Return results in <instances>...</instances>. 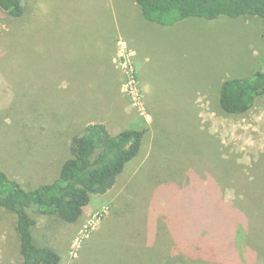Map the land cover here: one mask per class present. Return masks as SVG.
<instances>
[{
    "label": "rangeland",
    "instance_id": "374dc122",
    "mask_svg": "<svg viewBox=\"0 0 264 264\" xmlns=\"http://www.w3.org/2000/svg\"><path fill=\"white\" fill-rule=\"evenodd\" d=\"M29 14L8 22L0 10V169L36 187L57 178L69 139L87 124L104 123L113 133L147 130L123 175L107 193L90 196L77 222L30 211L35 242L54 249L59 264H161L178 254L182 264H264V221L248 219L237 231L233 214L227 216L237 206L223 207L236 193L230 173L253 183L246 184L253 192L264 188L251 169L264 160V94L243 114L219 105L222 81L264 70V21L249 15L191 17L172 26L138 20L137 53L118 38L113 66L99 75L105 63L87 43L97 38L75 42L80 32H70L54 36L51 46L43 30L45 49L37 53ZM152 166L158 177H151ZM199 166L210 169L202 182ZM167 177L178 182H159ZM163 222L172 229L167 237L158 234ZM14 226V215L0 207V264L20 261Z\"/></svg>",
    "mask_w": 264,
    "mask_h": 264
},
{
    "label": "trees",
    "instance_id": "16d2710c",
    "mask_svg": "<svg viewBox=\"0 0 264 264\" xmlns=\"http://www.w3.org/2000/svg\"><path fill=\"white\" fill-rule=\"evenodd\" d=\"M134 1L145 20L162 26H172L191 17L213 20L221 15L230 18L244 15L257 16L264 21V0ZM0 10L3 11L8 22L19 21L26 13L22 0H0ZM262 94H264V70H259L248 78H231L222 81L219 89V105L228 114H243L252 108L255 99ZM146 132L145 128L132 127L113 133L104 123H89L80 133L69 139L66 145L67 157L57 168V178L52 182H41L36 187L23 186L0 169V207L14 215V229L19 242L21 258L15 264H59L60 257L54 249L35 242L32 230L36 221L30 211L45 216H56L66 223L77 222L88 205L91 195H103L113 188L118 176L124 172L125 165L138 154ZM159 160L160 158L158 162L161 163ZM263 164L264 160L257 161L251 169L256 175L264 178ZM260 166L263 168L260 169ZM134 167L137 169L136 173L141 171L142 166ZM199 167V179L202 182L206 180L210 169L209 166ZM135 169L132 170V174ZM152 170L157 172L151 177H158V166H152ZM220 172V170L217 172V178ZM167 179L170 183L178 182L172 177L159 182L167 183L165 181ZM229 180L236 193L227 203L228 206L221 205L225 209L237 206L236 212H227V216L233 214L230 219L235 222L234 228L240 230L248 219L264 221V216L261 217V212L264 210V188L253 192L246 185L249 181L242 175L233 176L230 173ZM260 194L263 195L259 197ZM216 202L220 205L221 200L217 199ZM167 222L172 224L169 220ZM157 230L158 234H164L165 237L172 232L164 222L157 225ZM233 233L234 231L232 230L231 233L230 229L228 235L234 239ZM137 235L143 237V232L138 231ZM208 237L209 235H205L204 239H209ZM164 245L165 243L163 247L167 248ZM232 245L234 246V243ZM175 250L179 251V248L175 247ZM181 257L182 255L178 254L174 260L162 261L161 264H182L178 260ZM189 258L192 260V257Z\"/></svg>",
    "mask_w": 264,
    "mask_h": 264
},
{
    "label": "crops",
    "instance_id": "0c3cea01",
    "mask_svg": "<svg viewBox=\"0 0 264 264\" xmlns=\"http://www.w3.org/2000/svg\"><path fill=\"white\" fill-rule=\"evenodd\" d=\"M25 15L33 16L35 50L45 49V34L49 30V42L54 45V36H67L70 32H80L75 42L90 41L95 38V48L100 52L105 64L97 68L99 75H107L113 66L118 38L123 37L136 51L135 35L138 20L149 25H158L143 18L134 0H22ZM59 21V22H57ZM153 29V28H152ZM47 32V31H46ZM69 49L68 44H64ZM75 48V47H74ZM70 47V49H74ZM86 48L89 45L86 44ZM137 53V51H136ZM101 72V74H100Z\"/></svg>",
    "mask_w": 264,
    "mask_h": 264
},
{
    "label": "built area",
    "instance_id": "2783aa9c",
    "mask_svg": "<svg viewBox=\"0 0 264 264\" xmlns=\"http://www.w3.org/2000/svg\"><path fill=\"white\" fill-rule=\"evenodd\" d=\"M126 59H127V57H125V55H124L123 53L120 52V54H119V60H121V63L124 64V66H125L126 69H128V66H127L126 61H125ZM132 79H133V77L130 78V79L128 80V82L132 83ZM132 93H133V92H132ZM135 95H136V94H135ZM135 98H136V96H135L133 99H135Z\"/></svg>",
    "mask_w": 264,
    "mask_h": 264
}]
</instances>
